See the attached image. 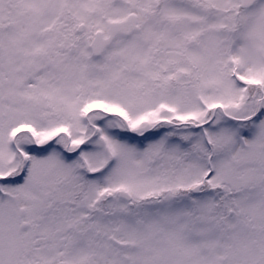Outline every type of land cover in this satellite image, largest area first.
<instances>
[{
	"label": "snow or ice",
	"instance_id": "obj_1",
	"mask_svg": "<svg viewBox=\"0 0 264 264\" xmlns=\"http://www.w3.org/2000/svg\"><path fill=\"white\" fill-rule=\"evenodd\" d=\"M0 264H264V0H0Z\"/></svg>",
	"mask_w": 264,
	"mask_h": 264
}]
</instances>
